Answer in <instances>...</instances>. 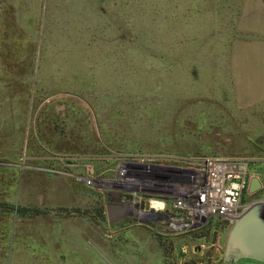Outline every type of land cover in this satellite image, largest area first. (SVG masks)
Masks as SVG:
<instances>
[{
  "label": "rangeland",
  "instance_id": "374dc122",
  "mask_svg": "<svg viewBox=\"0 0 264 264\" xmlns=\"http://www.w3.org/2000/svg\"><path fill=\"white\" fill-rule=\"evenodd\" d=\"M199 155L245 157L264 194V0H0V264H264L109 220L123 165Z\"/></svg>",
  "mask_w": 264,
  "mask_h": 264
},
{
  "label": "built area",
  "instance_id": "2783aa9c",
  "mask_svg": "<svg viewBox=\"0 0 264 264\" xmlns=\"http://www.w3.org/2000/svg\"><path fill=\"white\" fill-rule=\"evenodd\" d=\"M183 162L181 173L171 169L162 176L123 165L107 193L108 202L130 201L133 215L154 221L155 231L165 238L195 237L212 229L214 247H221L222 233L227 238L233 223L251 205L257 204L264 214V194L246 198L252 173L245 157L199 155Z\"/></svg>",
  "mask_w": 264,
  "mask_h": 264
},
{
  "label": "water",
  "instance_id": "95a60500",
  "mask_svg": "<svg viewBox=\"0 0 264 264\" xmlns=\"http://www.w3.org/2000/svg\"><path fill=\"white\" fill-rule=\"evenodd\" d=\"M261 186V179L255 174L251 175L247 187L248 192L253 193ZM105 208L109 220L133 214V204L118 198L107 202ZM239 258H251L264 262V214L257 204L245 210L227 234L224 259L236 261Z\"/></svg>",
  "mask_w": 264,
  "mask_h": 264
},
{
  "label": "crops",
  "instance_id": "0c3cea01",
  "mask_svg": "<svg viewBox=\"0 0 264 264\" xmlns=\"http://www.w3.org/2000/svg\"><path fill=\"white\" fill-rule=\"evenodd\" d=\"M235 41L233 43L230 44V46L234 47V48H238V47H242L243 46V38L242 37H236L234 38ZM236 49L233 50V62H237V58H236Z\"/></svg>",
  "mask_w": 264,
  "mask_h": 264
},
{
  "label": "trees",
  "instance_id": "16d2710c",
  "mask_svg": "<svg viewBox=\"0 0 264 264\" xmlns=\"http://www.w3.org/2000/svg\"><path fill=\"white\" fill-rule=\"evenodd\" d=\"M26 208H27V207H24V206H16L15 211H17V212H19V213H22V211L27 210ZM28 209H29L32 213H37V212L40 211L39 208H36V207H29Z\"/></svg>",
  "mask_w": 264,
  "mask_h": 264
}]
</instances>
